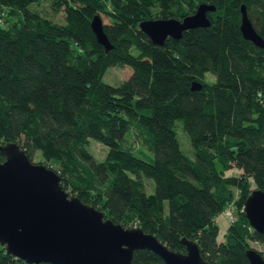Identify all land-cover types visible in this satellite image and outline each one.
Here are the masks:
<instances>
[{"label":"trees","instance_id":"16d2710c","mask_svg":"<svg viewBox=\"0 0 264 264\" xmlns=\"http://www.w3.org/2000/svg\"><path fill=\"white\" fill-rule=\"evenodd\" d=\"M41 1L0 0V144L18 142L31 159L40 149L63 187L115 222L176 250L183 236L195 239L211 264H251L250 240H264L243 209L253 188L264 189V47L243 36L240 7L264 38V0H50L64 22ZM203 1L216 6L211 23L180 38L158 44L139 26ZM97 13L110 17L107 50L91 27ZM111 65L132 71L112 84L103 79ZM91 138L108 147L104 158L90 152ZM233 167L240 172L227 173ZM230 204L235 219L222 231L217 216ZM133 261L169 264L147 248ZM0 264L56 263L27 262L0 243Z\"/></svg>","mask_w":264,"mask_h":264},{"label":"water","instance_id":"95a60500","mask_svg":"<svg viewBox=\"0 0 264 264\" xmlns=\"http://www.w3.org/2000/svg\"><path fill=\"white\" fill-rule=\"evenodd\" d=\"M215 4L201 2L181 18H147L139 26L162 44L168 36L180 38L184 30L211 23L209 10ZM240 29L245 38L264 47V38L254 27L244 3ZM97 40L112 47L100 14L91 19ZM193 88L201 82L193 80ZM6 157L0 161V243L8 252L27 262L56 264H136L134 251L153 250L169 264H211L195 239L183 236L185 250L170 248L166 242L140 225L126 226L107 217L103 210L71 194L61 175L42 162L33 161L18 142L0 144ZM243 209L254 229L264 234V189L253 188ZM251 264H264V252L248 246Z\"/></svg>","mask_w":264,"mask_h":264},{"label":"rangeland","instance_id":"374dc122","mask_svg":"<svg viewBox=\"0 0 264 264\" xmlns=\"http://www.w3.org/2000/svg\"><path fill=\"white\" fill-rule=\"evenodd\" d=\"M50 2H51L50 0H42L40 3L37 4V6L42 8L44 12H47L50 14L52 13V15L56 19H62L61 22H64L65 21V19H63L65 16L64 11L63 10H58V11L54 10L51 7ZM52 15H50V16L53 17ZM101 16H102L103 22H108L110 20V17L105 13H101ZM14 19H16V17L11 16V20H14ZM131 71H132V68L130 65H122V66L121 65H111L106 69V71L103 75V79L109 83H112V84H119L130 75ZM213 78H214V76H213ZM176 129H177V135H178V138L180 140L182 148L184 149V151L186 153H188L189 155L194 157L195 156V154L193 152L194 150L190 144L189 137H188L186 131L182 127V120L178 119L176 121ZM131 139H132L133 143H135L136 147L137 146L139 147L142 145V144L140 145V143L138 145V143L134 140V135L131 136ZM144 147H146V146H144ZM107 149H108V147L105 144H103L102 142H100L94 138L90 139L89 150L94 155V157L96 159L104 158L106 153H107ZM32 160L36 161V162L45 163L48 166L52 165L53 167H56L55 162H53L52 160H48V158L45 157V155L43 154V152L40 149L34 150V152L32 154ZM239 172H240L239 169L235 168V167L227 170V173L237 174ZM145 180H146L147 191L153 192L154 191V185H155L153 178L146 177ZM251 186L254 187L255 183L252 182ZM236 193H238V190H236ZM217 220L219 221V224L221 226V230L222 231L225 230L226 227L228 226L229 221L223 212H221L217 216ZM250 245L253 246L254 248L264 252V240L251 239Z\"/></svg>","mask_w":264,"mask_h":264},{"label":"built area","instance_id":"2783aa9c","mask_svg":"<svg viewBox=\"0 0 264 264\" xmlns=\"http://www.w3.org/2000/svg\"><path fill=\"white\" fill-rule=\"evenodd\" d=\"M223 213L227 217L228 221H232L235 219V213L231 204L223 209Z\"/></svg>","mask_w":264,"mask_h":264}]
</instances>
